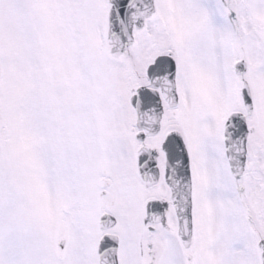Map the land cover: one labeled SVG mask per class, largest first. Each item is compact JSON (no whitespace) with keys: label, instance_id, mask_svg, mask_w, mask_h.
Masks as SVG:
<instances>
[{"label":"snow or ice","instance_id":"obj_1","mask_svg":"<svg viewBox=\"0 0 264 264\" xmlns=\"http://www.w3.org/2000/svg\"><path fill=\"white\" fill-rule=\"evenodd\" d=\"M0 264H264V0H0Z\"/></svg>","mask_w":264,"mask_h":264}]
</instances>
